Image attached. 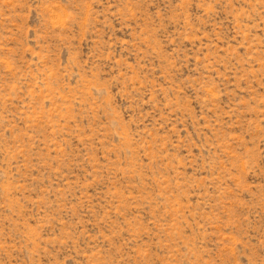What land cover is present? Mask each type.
Returning <instances> with one entry per match:
<instances>
[{
  "label": "rangeland",
  "instance_id": "374dc122",
  "mask_svg": "<svg viewBox=\"0 0 264 264\" xmlns=\"http://www.w3.org/2000/svg\"><path fill=\"white\" fill-rule=\"evenodd\" d=\"M0 264H264V0H0Z\"/></svg>",
  "mask_w": 264,
  "mask_h": 264
}]
</instances>
